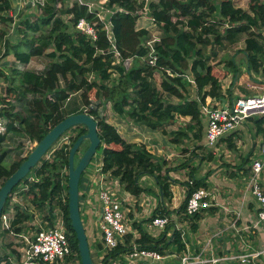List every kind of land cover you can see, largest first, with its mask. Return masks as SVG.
I'll list each match as a JSON object with an SVG mask.
<instances>
[{
	"label": "trees",
	"instance_id": "16d2710c",
	"mask_svg": "<svg viewBox=\"0 0 264 264\" xmlns=\"http://www.w3.org/2000/svg\"><path fill=\"white\" fill-rule=\"evenodd\" d=\"M64 2L65 0H46L44 6L40 5L42 12L37 19L25 21L26 27L34 32L52 26L47 35L40 34L36 39L29 34V40L16 45V58L27 64L33 57L45 56L50 59V63L41 73L13 68L14 77L20 78L21 84L18 87L21 90L16 94L15 87L17 86L13 84V87L5 89V95L0 96L3 103L10 105L6 111L9 119L8 132L23 133L29 137V140L39 142L67 116L84 112L88 108V112L98 121L101 138L99 148H102L103 152L102 171L118 177L124 189L135 196H139L143 191V187L139 184L140 177L151 175L159 185L163 199L171 202L173 199L172 184L181 182L171 177L170 173L174 169L169 167L166 159L155 156L145 145L128 143L114 124L101 117L98 109L100 100L104 96L114 101L115 111L120 114L127 112L135 121L144 122L154 129L173 121L176 114L190 116L193 123L176 132L172 140L178 143L191 136L193 139L201 140L203 136L202 105L205 104L209 95L221 100L223 92L220 80L225 73L227 74L226 71L221 73V70L216 69L215 64L210 62L211 55L208 53V48L215 44L222 45L225 38L233 42L237 35L248 33L245 39V52L252 67L256 71L259 70L263 66L259 60L264 57V35L262 33L264 0H250L249 10L236 7L233 0H151L148 3L139 0H108L107 8L112 9L116 5L123 8V11L114 13L111 18L117 48L122 56L118 64L110 49L111 44L105 26L97 15L89 12L87 5L75 1L67 6ZM58 3H61L60 8H58ZM10 9V0H0V20L4 22L11 20L6 14ZM147 9L150 16L162 28V36L155 43L159 55L155 66L146 62L141 63L140 60L148 54L144 40L149 35V31L146 28L137 29V21L141 12H146ZM216 13L220 15L219 21H213L212 17ZM65 15H72V17L67 20L63 17ZM82 17L97 22L98 38L95 42H92L85 34L73 30V26ZM24 31L26 33V30ZM4 34L0 31V38H3ZM22 44L27 46L26 50L21 49ZM4 47L6 48L5 53L9 54L10 38L6 39ZM128 58H133V63L129 69H126L123 62ZM231 64L234 65V62L231 61ZM157 69H160L164 76L160 88L151 79ZM166 69H170L175 75H169ZM187 70L194 75L199 100L188 99L190 81L185 75ZM115 72L118 77L114 85L110 86L109 82L113 79ZM91 73L97 74L100 81H91L88 77ZM0 76L8 80L1 68ZM62 82L65 84L63 85ZM79 91L82 103L86 107L84 109L78 105L67 107L66 103L71 100V95ZM21 93L23 96L32 94V99L26 108L27 112L25 110L23 113L12 105V99L17 100ZM164 93L177 97L179 101L174 102L167 99ZM93 96L99 98L93 100ZM126 107L129 109L126 110ZM255 124L261 128L260 130H264V117L262 116ZM86 131V127L81 128L69 144L55 151L53 159L46 158V153L21 181L28 183L29 186L28 191L22 192L27 200L42 210L46 209V205L49 206L46 218L51 224L56 216L57 206H61L73 249L70 257H76L80 264L82 261L78 240L69 218L68 194L65 202L61 198L64 189L62 171L66 169L65 178L68 183L70 149L77 138ZM6 138L7 134L0 135V186L20 167L31 152L7 165L5 161L9 151L4 146ZM210 158H213V154H210ZM31 173L35 179L29 182ZM208 174L198 179L195 177L194 169L191 170L189 179L184 183L185 198L176 209V212L182 213L183 219L188 220L193 229L197 228L198 221L202 218L200 213L202 210L193 215L188 214V200L195 190L207 187ZM82 182L83 174L80 189ZM66 187L68 189V184ZM16 190L14 187L12 193ZM10 198L11 196L8 198L4 211H6ZM15 208L13 225L15 230L20 232L28 227L20 223L28 221L30 215L18 205ZM170 213V210L160 203L150 220L157 215L165 216ZM169 227L173 228L170 241L165 234L154 237L142 227L139 228L140 236L136 240L133 234L127 233L124 237L125 243L119 244L107 253L100 264H110L111 260L118 255L129 252L130 245L128 244L133 240L142 247L156 249L162 254L172 244L177 245L178 251H184L185 242L181 232L175 228L174 222H171L166 229ZM2 234L6 235L7 232L2 231ZM103 246L99 245L98 248L101 249ZM6 247L10 249V253L6 251L2 253L3 246L0 248V264H15L10 262L9 258L11 254L20 256L18 249L14 247L13 241L6 244Z\"/></svg>",
	"mask_w": 264,
	"mask_h": 264
},
{
	"label": "crops",
	"instance_id": "0c3cea01",
	"mask_svg": "<svg viewBox=\"0 0 264 264\" xmlns=\"http://www.w3.org/2000/svg\"><path fill=\"white\" fill-rule=\"evenodd\" d=\"M233 1L236 7L244 8V4H241L239 2L240 0ZM100 2V5L96 4L97 8H100V10H110V8H107L106 6L107 1L103 2V0H100ZM246 10H248V8ZM212 18L213 21H219L220 15L216 13ZM140 28H146L149 31V35L144 40L145 42L151 39L160 40L161 35L155 36L154 38L150 37V33L152 31H156L152 32L153 34H158L160 33V31H162V28L161 25L155 22V20L150 16L148 9L146 12H141V16L137 21V29ZM26 30V33L20 34L22 39L21 42L17 44H15L16 37L14 35H8L5 32L4 37L6 39L10 38V51L13 54H10L11 52L9 54H6L7 56H4L3 61H1L0 64L4 62L6 64L8 63V65L10 62V64H15V61L12 59L14 55L16 62L24 66L19 67L22 68L20 70H31L37 73H41L37 71L41 69V67L35 66L36 61L33 60L34 57L30 60L29 63L26 64L19 61L15 56V46L21 44L27 39L29 40V29L26 28ZM262 33L264 35V29L262 30ZM241 35H243V33L237 35V38L234 39L235 42H230L232 49H224L228 50L229 53L235 52V60L229 61L226 59V57H222L220 56V54H216L215 51L211 52V47L208 48V53L211 55L210 62L212 64L221 63V66H225L227 64L231 65V61H233L234 69L237 70V72H234V74L230 73L227 79L223 81L220 80L223 92L221 100H217L216 98H213L209 95L207 96L205 103H210V105L215 107H223L222 99L226 100V105L228 106L232 103L233 100L239 98L240 96H256L264 94V57L260 56L261 59L259 60V62L262 63L263 66L257 71L252 67L249 61L246 65H238L239 62L243 63L244 61L248 60V55L245 52V39L247 36L241 37ZM240 43H242V45L244 43V47H240L238 50H234L237 49L236 44ZM4 44L5 41L3 42V45ZM218 46L222 47V45ZM26 47L27 46L25 44H22L21 49L26 50ZM4 50H6L5 47ZM46 69L47 67L45 66L42 71ZM234 69L233 71H235ZM160 71V69H157L151 78L156 82L158 88L161 87L162 81H157V76ZM185 75L186 78L188 76L194 78V75L191 71L187 70ZM234 75L236 76L235 79H233ZM232 82H234L233 85H231ZM243 85H247L248 89L246 90L245 88H243ZM188 90V99L199 100L197 86L195 83L193 84L190 82ZM172 97L176 99H171L174 102L179 101L177 97ZM74 106L75 105H73L72 107ZM128 109L129 108L126 107V110ZM204 118L205 117L202 115V121L205 126L203 127V136L201 140L193 139V137L191 136L180 140V142L178 143H175L172 138L175 136L176 132L185 129V127H188L191 123H193L190 116H181L176 114L173 121H170L165 125L154 129L144 122L135 121V119L132 118L127 112L124 114H120L115 111L114 122L110 121V123L114 124L117 127L120 134L128 143L143 144L155 156L162 157L167 161H178V163H180V158L177 157L182 156V154H180L181 151L178 152V150L181 147L184 148L185 144L189 145L190 143L192 145L195 143L194 149H196L198 153L195 156H197L201 160L200 162L195 161L199 168L198 172L194 171L196 178L205 176L204 174L207 170L205 168L201 170L200 165L206 163V167L210 166V171L208 172L209 174L206 180L207 188H205L210 191V198L213 205L203 209L200 212L202 218L198 221V226L196 229L192 228L188 220L179 218L182 216V213L179 214L178 212H176V209H178V207L182 204L184 200L183 198H185L186 195V187H183L181 189V196L177 195L176 187H178V185L176 184L178 182H174L172 184L173 199L171 202H169L167 199H163V197L160 196L158 200L154 201V209H150L148 211L149 214H153L159 204L162 203L170 210V215L174 217V222H179V224L183 226V229L185 231V236L183 239L185 242V250L181 252L178 251L177 245L174 244V248H176L178 252V255L176 256H178L179 259L185 252H189V254L192 255L200 254L202 258L207 259L216 256L226 257L231 254L239 255L248 252L264 251V227H262L261 225L257 226L259 204L256 197L250 191L249 184L248 188L246 189L243 188L242 185L244 181L243 179L248 178L250 183V178L252 175V161L254 160V158L262 156L260 153V144L264 139V130H260L261 128H258L256 124L255 129L253 127L251 128L250 125L244 121L230 134L221 138L214 147H209L206 145L205 135L207 123L204 122ZM249 118H252V116ZM210 154H213L212 159L210 158ZM246 158H249V160H246ZM226 162L235 166V168H233L235 171L231 172V170H229L231 172L229 175L225 174L227 169L226 167H224V164ZM100 168L101 167L97 168V174L95 173L92 178L88 177L87 175L83 177V182L80 189L83 213L82 215H87L86 219H83L85 221L84 226L86 228V232L90 242L91 253L95 264H100L103 257L106 255V250L103 246L102 241V232L99 228V220L102 214V205L99 206L98 204L99 202H101L99 198L98 180L103 175V172L101 173V171H99ZM104 175H106L108 179H110L111 177L109 173H104ZM146 176L147 175L141 176L139 179V183L142 179L145 180ZM172 178L175 179L174 177ZM111 180L112 179H110V181ZM119 183V180L115 179V184L113 187L116 188L117 186H119L120 188ZM260 183L264 188V169L260 177ZM97 185L98 187L95 189L94 186ZM122 187L123 186H121V191L119 192H117L115 189H112V191L124 197L126 194H128V192L124 189V187ZM137 197L138 196L132 195L129 202L125 204V211L127 212V216L129 217V219L131 220L132 229L130 233L133 234L135 240L140 236L139 228L142 227V221H139V219L141 217V214L146 210L144 201L138 199L139 197ZM143 229L149 232L154 237H159L161 234H165L167 239H169L170 237L172 238L173 228L171 227L162 230V232L160 230L153 232L150 229ZM170 240L171 239H169V241ZM97 245H102L103 248L99 249ZM171 246L166 248L165 252L166 250L170 249ZM165 252L163 253V255L165 254ZM261 256L264 257V253L259 256V261H262ZM120 259L126 261V256L122 254ZM161 261H147L145 259H139L137 262L138 264H154ZM222 264L236 263H230L229 261H227Z\"/></svg>",
	"mask_w": 264,
	"mask_h": 264
},
{
	"label": "built area",
	"instance_id": "2783aa9c",
	"mask_svg": "<svg viewBox=\"0 0 264 264\" xmlns=\"http://www.w3.org/2000/svg\"><path fill=\"white\" fill-rule=\"evenodd\" d=\"M75 1L80 4L87 5L89 12L95 13L99 20L104 24L107 37L111 44L110 49L114 53L116 61H120L122 56L117 48V41L111 18L114 13L123 11V8L116 5L110 10H100V8L96 7V3L93 0ZM106 1L108 2V0H103V2ZM45 2L46 0L39 2L38 6L40 11H42L41 6H44ZM73 2L71 4H73ZM57 5L58 7H61V3H58ZM73 30L85 34L92 42H95L98 38L97 22L89 21L85 17L79 19L75 26H73ZM157 41L159 40L151 39L144 43L145 47L148 49V54L145 57H142L144 59L143 61L152 66L157 64L159 57L155 47V43ZM132 62L133 58H128L123 62V65L126 69H129ZM166 72L169 75L174 76V73L170 69H166ZM187 78L191 83H195L194 78L190 76ZM7 81L8 80L4 81L0 78V96L3 94L5 95V89L11 86L10 83H7ZM14 103L15 100L12 99V105H15ZM8 107H10V105H7L0 100V135L8 133L9 119L6 115ZM84 112H88V108H86ZM202 115L205 117L207 123L205 135L206 145L214 147L221 138L230 134L247 118L256 115L264 117V94L256 96H240L239 98L233 100L227 107H215L210 105V103H205L202 105ZM32 142L33 143L30 146L31 150L37 145V141ZM260 153L262 156L254 158L252 162V175L250 178L249 189L256 197L259 204L257 226L261 223V226L264 227V188L260 183V177L264 169V139L260 144ZM99 171H101V173L103 172L102 166ZM107 178L108 177L104 175L103 172L102 177L98 180L99 198L102 202V214L99 220V228L102 232L106 254L118 247L119 244L125 243V235L131 232V220L125 211V204L129 202L133 195L128 192V194L124 197H119L117 193H114L112 190L109 191L105 188V186L108 185ZM26 185L28 186V183ZM22 191H28V189L23 188L20 191L16 190L14 193H11L9 204L6 211L2 212L0 219L1 230L16 238L14 247L18 249L20 254V256L11 255L9 258L10 262L15 264L61 263L73 254L62 210L56 208V216L53 224H51L46 217H42L35 223H32L30 216L28 221L23 222L22 224L20 223V225H28V227L20 232H17L13 225L16 213L15 206L18 205L22 207L24 210L28 211L29 215L32 216L35 214V211L33 210L36 208V205L33 203L32 208H29V205H31L30 200V203L28 202L26 205L24 201L17 199L18 195H20ZM210 196V191H208L205 187L195 190L188 200V214L193 215L196 212L212 206L213 204ZM173 219L174 217L171 215H157L150 220L148 226L149 228L156 227L157 230L162 232V230L166 229L171 222H174ZM27 222H29V224H27ZM174 224L175 228L181 232L182 238L184 239L185 231L183 226L180 225L179 222H174ZM128 245H130V251L122 253L126 256V261L120 259L122 256V254H120L116 258L112 259L110 264H138L137 261L139 259H145L147 261H161L165 258V256L158 250L142 247L135 240ZM262 253H264V251L248 252L239 255L231 254L226 257L216 256L205 259L202 258L200 254L192 255L189 254V252H185L181 256L180 264H222L227 261L236 262V264H246L249 262L257 264L256 261ZM3 263H5V261Z\"/></svg>",
	"mask_w": 264,
	"mask_h": 264
},
{
	"label": "rangeland",
	"instance_id": "374dc122",
	"mask_svg": "<svg viewBox=\"0 0 264 264\" xmlns=\"http://www.w3.org/2000/svg\"><path fill=\"white\" fill-rule=\"evenodd\" d=\"M10 1H11V9L6 14H7V17H9L11 20H9L8 22H4V21L0 20V31L1 32L3 31L4 33L6 32V34H8V35H14L16 37L15 44H17V43H20L21 39H22L20 34L25 33L24 30H26V28H27L25 21H27L28 19H31V20L37 19L38 15L42 12V11H40L38 4H39V2H41L43 0H10ZM73 1H75V0H65L64 3H65V5L69 6ZM93 1L96 4H99V5L101 4L100 0H93ZM139 1L148 3V1H151V0H139ZM239 2L241 4H244V8L245 9L248 8V10H249L250 0H240ZM241 4H239V5H241ZM58 8H60V7H58ZM3 14H5V13H3ZM63 17L65 19L69 20L70 17H72V15H68V16L65 15ZM51 26H48L47 28H43L39 32H34L32 30H29V34L31 36L35 37L36 39H38L40 34L47 35L48 32H49L48 30L50 29ZM222 30L224 31V28H222ZM152 32H156V31H152ZM152 32L150 33V37L151 38H154L155 36H160V35L162 36V31H160V33H158V34H153ZM242 36H248V33H243V35H241V37ZM4 39H6V38L5 37L0 38V42H1V46H0V50H1L0 62L3 61L4 56H7L6 53H5V50H4V45H3V42L4 41L6 42V40H4ZM210 47H211V49H210L211 52L215 51L216 54H218V55L220 54V56L226 57V59L229 60V61L230 60H235V52L234 53H229L228 50H224V49H227V48L232 49L229 39L225 38V40L222 42V47H219L216 44L213 45V46H210ZM236 47H237V49H234V50H238L240 47H244V43H243V45H242V43L236 44ZM25 49H27V47ZM225 52H226V54H225ZM10 54H13V53L11 52ZM12 59L15 61V64H10L11 63L10 62L9 65H8V63L6 64L4 62V63L0 64V68L3 69V71L7 75V78H8L7 83L8 84L10 83V85L12 87H13V84H14V86H17V87H15V91H16L15 93L18 94V92L21 90L18 87L21 84L20 83V78L19 77H14V74H13L12 70H13V68L22 69V68H19V67H24V66L22 64H19V63L16 62L14 55H13ZM33 60L36 61L35 66H40L41 67V69L37 70L38 72H42V69L45 66L48 67V65L50 63V59L45 57V56H37V57H34ZM140 60H141V63L144 62L143 58L140 59ZM119 62L120 61H116L117 64ZM247 63H248V60L244 61L243 63L239 62V64L238 63L237 64L238 65H241V64H245L246 65ZM220 64L221 63H215L216 69H220L221 73L222 72L225 73L224 71L227 72V74L225 73V76L221 79L222 81L227 79V77L229 76L230 73L234 74V72L235 73L237 72V70L234 69V65H232V64L231 65L227 64L225 66H221ZM233 69L235 71H233ZM238 71H239V69H238ZM88 77H89V79L91 81H94V80L98 81V82L100 81L99 76L97 74H95V73L89 74ZM117 77H118V74L115 72L114 75H113V79L109 82L110 86L114 85V83L116 82ZM235 77L236 76L234 75L233 79H235ZM0 78H2L5 81V77H3V76L1 77L0 76ZM163 78H164L163 73H162V71H160L158 76H157V81H160ZM62 83H63V85L65 84L64 82H62ZM233 84H234V82L231 83V85H233ZM242 87L245 88L246 90L248 89L247 85H243ZM132 94H134V92ZM164 95L169 100H171V99L176 100L172 96H170V94L164 93ZM71 97H72L71 101L68 100L67 103H66L67 107H71L73 105H75V106L78 105L82 109H84L86 107L82 103L81 92L80 91L77 92V93H74V95L72 94ZM98 98L99 97H94L93 96L92 99L96 100ZM31 99H32V94H28L27 96H23L22 93H21L20 98L15 100V103H14L16 109L18 111H20L21 113L25 112L26 108H28V106H29V101ZM73 99H74V101H73ZM94 103H96V102H94ZM113 105H114V101H110V100L106 99L104 96H102V98L100 100V106H99L98 109H99L101 117L106 118V120L108 122H110V121L114 122L115 109H114ZM26 112H27V110H26ZM260 118H261L260 115L252 116V118L246 119L245 122L247 124H249L251 128L253 127L255 129V123ZM181 120H183V119H181ZM203 120L206 123L205 118ZM202 124H203V127H204L205 126L204 123H202ZM83 127H85V126H76V127L71 128L70 130H68L53 145L51 150H49L47 152L46 158L53 159L55 151L58 148L62 147L63 145L69 144L71 139H72V137L77 135L78 132ZM32 143L33 142L29 140V137L27 135L23 134V133L22 134L21 133H15L13 131L8 132L7 133L6 142L4 143V146L9 151V154H8V157H7L6 161H5V163L7 165H9L12 162L16 161L18 157L26 156L30 151H32L30 149V146H31ZM194 145H195V143L192 144V145L190 143H189V145L185 144L184 148L181 147L178 150V152L181 151L180 154H182V156H178L177 157V158H180V163H178V161H170V160H168L169 165H170L169 167L174 169L170 173V175L172 177H174L175 179L181 181V182H178L176 184V185H178V187H176V193H177L178 196H181V194H182L181 189L183 187H185L184 183L189 179V174H190L191 170L194 169V171H197V172L199 171V168H198V166H197L195 161L200 162L201 160L197 156H195L198 153H197L196 149H194L195 148ZM87 147H88V141H84L82 143L81 148L79 149L76 157H75V161H77L79 156L82 154V152H84L86 150ZM184 149H187V150H184ZM102 155H103L102 148H98V150H97L96 154L94 155V157L92 158L90 164L88 165L86 170L83 172V177L85 175H87L90 178H92L94 176V174L96 173L97 168L102 166V164H101ZM100 164H101V166H100ZM182 165H185V166H182ZM224 165H225L224 167H226V169H227L225 174L229 175L232 171H235L233 169V168H235V166H233L232 164H229V163L226 162ZM248 165H251V164H248ZM196 166H197V168H195ZM222 166H223V164H222ZM209 167H206V163L203 164V165H200L201 170H203L204 168L207 169L204 175H206L210 171ZM229 170H231V172ZM65 175H66V169H64L62 171V179H63L64 189H63L61 198H62L63 202L66 200V195L68 194V189L66 187L68 183L66 181ZM196 176H197V174H196ZM202 177L203 176H200V177H198V179H200ZM113 178H114V181H113ZM110 179H112V180L110 181ZM110 179L107 178L108 185L105 186V188H107L109 191L112 190V189H115L117 192L121 191V186H122L121 183H119L120 188H119V186H117L116 188L113 187L114 184H115V179L119 180V178L111 176ZM33 180H34L33 173H31V175H29V182L33 181ZM243 180L244 181H243L242 185H243V188L246 189V188H248L249 179L247 178V179H243ZM119 182H120V180H119ZM139 184L143 187V191L138 196L139 198L138 197L137 198L141 199L142 201H144V204L146 205V207H145L146 210H145L144 213L141 214V217H140L139 221H142V223H141L142 224V228L150 229L151 231L156 232L157 231L156 227L149 228V226H148L149 223H150V217L153 215V214H149L148 211L150 209H154L153 208L154 207V201L158 200L159 197L161 196V190H160L159 185L157 184L155 178L153 176H151V175H147L145 180L142 179ZM94 187L96 189L98 187V185L94 186ZM15 188L17 189V191H20L23 188L28 189V186L25 183L21 182ZM22 192H24V191H22ZM22 192H21L20 195H18L17 199H20L21 201H24L26 203V205H27L28 202L30 203V201L27 200L25 196H23ZM118 196L122 197L120 194H118ZM30 204L31 205H29V208H32V202ZM98 204H99V206H101L102 202H99ZM48 208H49L48 205H46V209L45 210H42L39 206H36V208L33 210V211H35V214L33 216L30 215L31 216V222L35 223L36 221H38L42 217H46L48 215V213H49L48 212ZM57 209H61V206L60 205L57 206ZM86 217H87L86 214L82 215V219H86ZM179 218L181 219L182 216L179 217ZM27 224H29V222H27ZM84 224H85V221H84ZM260 225H262V224L260 223ZM30 226H32V225H30ZM96 228H97V225H96ZM10 241H13L15 243L16 238H14L13 236H10L8 234L3 235L2 234V230L0 228V242H1L0 246L1 247L3 246L2 253H5V251L6 252H10V249L8 247H6V244H8ZM174 247H175L174 244H172L170 249L166 250V252L164 254V256H165L164 260H162L161 262L154 263V264H180L181 263V258L179 259L178 256H176V255H178V252H177L176 248H174ZM102 254H103V252H102ZM11 255H14V254H11ZM259 260H260V258H259ZM259 260L257 259V261H256L257 264H264V257L261 256V260L262 261H259ZM59 264H80V261L76 257H68L66 260L62 261ZM246 264H252V262H249V263H246Z\"/></svg>",
	"mask_w": 264,
	"mask_h": 264
},
{
	"label": "water",
	"instance_id": "95a60500",
	"mask_svg": "<svg viewBox=\"0 0 264 264\" xmlns=\"http://www.w3.org/2000/svg\"><path fill=\"white\" fill-rule=\"evenodd\" d=\"M223 107H227L226 100L222 99ZM76 126H85L87 131L81 134L73 143L69 153L68 166V210L72 227L78 240L82 264H95L91 253L90 242L82 219V205L80 196V181L83 172L90 164L101 145V138L98 131V121L88 112H78L67 116L55 125L32 149L27 159L20 167L8 177L0 186V219L5 205L16 187L34 168L48 150L68 130ZM84 141H88V147L83 152L76 164L75 157ZM1 244V242H0ZM1 248V246H0Z\"/></svg>",
	"mask_w": 264,
	"mask_h": 264
},
{
	"label": "flooded vegetation",
	"instance_id": "af4514ba",
	"mask_svg": "<svg viewBox=\"0 0 264 264\" xmlns=\"http://www.w3.org/2000/svg\"><path fill=\"white\" fill-rule=\"evenodd\" d=\"M82 154H83V152H82ZM82 154L79 156V158L77 159V161H76V164L78 163V161L80 160V158H81V156H82Z\"/></svg>",
	"mask_w": 264,
	"mask_h": 264
}]
</instances>
